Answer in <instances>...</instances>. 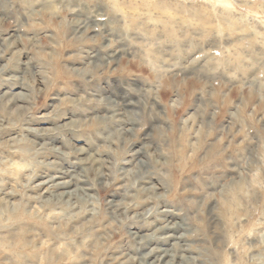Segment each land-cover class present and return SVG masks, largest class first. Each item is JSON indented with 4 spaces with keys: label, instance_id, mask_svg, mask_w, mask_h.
<instances>
[{
    "label": "clouds",
    "instance_id": "1",
    "mask_svg": "<svg viewBox=\"0 0 264 264\" xmlns=\"http://www.w3.org/2000/svg\"><path fill=\"white\" fill-rule=\"evenodd\" d=\"M0 60V264H264V0H0Z\"/></svg>",
    "mask_w": 264,
    "mask_h": 264
},
{
    "label": "rangeland",
    "instance_id": "2",
    "mask_svg": "<svg viewBox=\"0 0 264 264\" xmlns=\"http://www.w3.org/2000/svg\"><path fill=\"white\" fill-rule=\"evenodd\" d=\"M10 31H12V30H10ZM48 31H51L50 29L48 30ZM44 33H41V35H43ZM29 35H31V33L29 34ZM25 58H26V56H25ZM3 63H5V61L4 60H0V65H2ZM11 74H13L12 72H8V73H6V75H11ZM5 90H7V86L5 87ZM21 90H23L22 89V87L20 86V85H17L16 87H15V89H14V91H21ZM254 107V106H253ZM41 114H43V113H41ZM225 143H227V142H225ZM156 245H153V247H155ZM150 259H155V255H153L152 257H150Z\"/></svg>",
    "mask_w": 264,
    "mask_h": 264
}]
</instances>
